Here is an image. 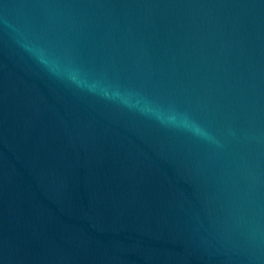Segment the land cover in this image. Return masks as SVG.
<instances>
[{
  "label": "water",
  "instance_id": "95a60500",
  "mask_svg": "<svg viewBox=\"0 0 264 264\" xmlns=\"http://www.w3.org/2000/svg\"><path fill=\"white\" fill-rule=\"evenodd\" d=\"M0 264H264V0H0Z\"/></svg>",
  "mask_w": 264,
  "mask_h": 264
},
{
  "label": "clouds",
  "instance_id": "9594fccd",
  "mask_svg": "<svg viewBox=\"0 0 264 264\" xmlns=\"http://www.w3.org/2000/svg\"><path fill=\"white\" fill-rule=\"evenodd\" d=\"M41 62L45 65H48V61L43 57H41ZM68 79L78 86H81L82 82L79 80L75 71L68 73ZM97 87L98 85L92 84L89 86V90L96 91ZM102 94L109 99L119 98L120 102L126 107L139 108L141 112L150 115L165 127L182 129L197 136L206 135V133L200 128L198 124H196L189 114L181 112L175 108L170 107L168 109H162L158 106L152 105L149 101H142L139 99L133 102L127 96H123L118 90L109 93L106 89H102Z\"/></svg>",
  "mask_w": 264,
  "mask_h": 264
}]
</instances>
